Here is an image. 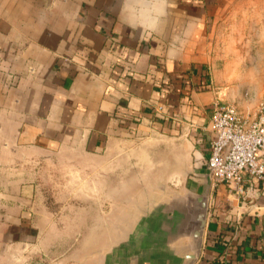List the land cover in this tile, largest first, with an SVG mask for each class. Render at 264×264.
<instances>
[{
  "label": "crops",
  "instance_id": "crops-1",
  "mask_svg": "<svg viewBox=\"0 0 264 264\" xmlns=\"http://www.w3.org/2000/svg\"><path fill=\"white\" fill-rule=\"evenodd\" d=\"M263 98L264 0H0V264H183L145 218L207 161L213 105ZM42 176L74 200L58 237L32 221ZM244 187L212 186L196 264H264Z\"/></svg>",
  "mask_w": 264,
  "mask_h": 264
},
{
  "label": "built area",
  "instance_id": "built-area-1",
  "mask_svg": "<svg viewBox=\"0 0 264 264\" xmlns=\"http://www.w3.org/2000/svg\"><path fill=\"white\" fill-rule=\"evenodd\" d=\"M211 121L207 164L212 186L234 185L236 194L243 197L244 179L249 176L261 184L264 195V98L253 114L215 103Z\"/></svg>",
  "mask_w": 264,
  "mask_h": 264
},
{
  "label": "water",
  "instance_id": "water-1",
  "mask_svg": "<svg viewBox=\"0 0 264 264\" xmlns=\"http://www.w3.org/2000/svg\"><path fill=\"white\" fill-rule=\"evenodd\" d=\"M196 178L183 194L165 202L155 215L147 216V249L161 250L188 241L183 264H196L203 250L212 189L211 170L205 160L199 165ZM146 233V232H145Z\"/></svg>",
  "mask_w": 264,
  "mask_h": 264
},
{
  "label": "rangeland",
  "instance_id": "rangeland-1",
  "mask_svg": "<svg viewBox=\"0 0 264 264\" xmlns=\"http://www.w3.org/2000/svg\"><path fill=\"white\" fill-rule=\"evenodd\" d=\"M219 67V66H218ZM218 69H216L217 71ZM205 160H203L204 162ZM199 168H197V171ZM196 173H192L191 177L194 176ZM195 177V176H194ZM59 178L55 183H53L52 187L50 182H45V177L42 176V179L40 182V190L42 192V198L36 200V211H34V215L32 217V221H34L35 224L39 225L40 227H43L45 223L47 222H53L54 226L56 225V231H54L53 236H59L61 234V231L63 228H65L68 224L74 223L78 221V216L76 212L71 213V206L73 205L72 201L70 200L67 202L65 199H61L59 196L60 193V182ZM75 186V185H74ZM56 196V197H55ZM65 212H61L62 210L60 207H66ZM46 209H49L48 214H46ZM111 216H101V222L107 223L108 218ZM117 217V222L120 223L122 222V215L121 216H116ZM87 218V216H85ZM52 219V220H50ZM82 219V218H81ZM121 219V220H120ZM39 233V232H38ZM50 238V237H46ZM46 238L43 235V231L41 232L40 239L42 240V245H46Z\"/></svg>",
  "mask_w": 264,
  "mask_h": 264
}]
</instances>
